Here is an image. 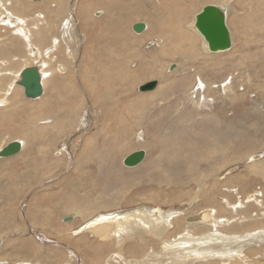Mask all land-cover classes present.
<instances>
[{"label":"rangeland","instance_id":"rangeland-1","mask_svg":"<svg viewBox=\"0 0 264 264\" xmlns=\"http://www.w3.org/2000/svg\"><path fill=\"white\" fill-rule=\"evenodd\" d=\"M221 1L0 0V150L24 144L0 159V264H264V240H228L264 229V167L248 169L264 161V0L225 3L234 47L209 56L187 26ZM39 63L30 100L18 73Z\"/></svg>","mask_w":264,"mask_h":264},{"label":"bare ground","instance_id":"bare-ground-1","mask_svg":"<svg viewBox=\"0 0 264 264\" xmlns=\"http://www.w3.org/2000/svg\"><path fill=\"white\" fill-rule=\"evenodd\" d=\"M35 1H37V0H35ZM38 1H41V0H38ZM229 2H231V0H222L221 2H220V4H208V5H205V6H203L202 8H201V10L196 14V15H194V19H193V21L191 22V23H189L188 24V26H187V28L188 29H190V27L197 33H194V32H192V30H191V32L193 33V34H195L196 36H198L199 37V39L201 40V43H202V48L204 49V51L206 52V54L207 55H211V54H225V53H228V52H230V50L231 49H233L232 47H234V42H233V35H232V32H231V30H229V35H228V37H229V43H230V47L228 48V50H219V51H217V52H212L211 50H210V47H209V43L206 41V38H205V36L200 32V30H199V28H197V17H198V15L203 11V9L205 8V7H212L213 9H214V12H215V14L218 16V19L220 20V21H222V22H224V23H226L227 24V18H228V13H227V11H225V9H224V7L226 6V4L225 3H229ZM0 19H2L1 17H0ZM1 22L2 23H6V24H8L7 26L9 27V29H14V21H13V19H10L9 21H5V20H1ZM137 24H139V23H137ZM137 24H135V25H133L132 26V30L134 31V26H136ZM141 24V23H140ZM142 24H144V23H142ZM145 26V29L147 28V26H146V24L144 25ZM227 26H228V24H227ZM0 27L2 28V26L0 25ZM173 28V27H172ZM144 31V30H143ZM136 34H141L142 32H140V33H137L136 31H134ZM156 33H158V34H156ZM163 33V29L162 28H160V25H154L153 27H152V34H156V35H159V34H162ZM38 35H40V34H38ZM148 37H150V36H148ZM155 37V36H154ZM115 40H112L111 41V43H110V47H111V55L112 54H114V53H116V52H118V50H123L127 45L126 44H121V41H123L122 39H121V36H117V37H115L114 38ZM149 39V38H148ZM153 39V38H152ZM142 42V41H144L143 39H141V40H139V42ZM131 45V44H130ZM33 47H35V48H33L32 49V52L30 53L31 54V56L32 57H34V58H36V57H41V53H40V51L36 48V46H33ZM160 49V48H159ZM180 49L181 48H179V47H176V46H174L172 49H170V50H168V51H166L165 50V48L162 50V51H160L161 52V57H164V58H166V60L167 61H170V62H172V61H174V59L176 58V55H177V53H178V51H180ZM195 51V47H193V46H188L184 51H183V55H185V56H190L193 52ZM157 52H159V51H157ZM122 56V55H121ZM114 58H116V57H114ZM35 62H37L36 61V59L34 60ZM41 62V61H40ZM45 64L44 63H39V64H36V65H34V66H31V67H37L38 69H39V71L41 72V74L43 73L44 74V66ZM28 68H30V67H25V68H23L19 73H18V76H19V79L20 80H18V83H20L21 82V80H22V78L20 77V73H22L24 70H26V69H28ZM43 74H42V85H43V87H44V83H43V80H44V76H43ZM17 76V77H18ZM124 77V76H123ZM146 84V83H145ZM19 85V84H18ZM128 85V84H127ZM143 85V84H142ZM159 86V85H158ZM22 88H23V91L25 92V88L23 87V86H21ZM126 88V87H125ZM164 89V86H160V89L156 92V93H154V95L152 96V97H155V96H157L158 94H160V90L162 91ZM163 92V91H162ZM7 93V92H6ZM44 95V94H43ZM6 96L7 97H9V95H7L6 94ZM12 97V96H11ZM26 97V96H25ZM41 98V97H40ZM15 99V98H14ZM39 99V98H38ZM142 101H146V99L145 98H140ZM12 101H13V99H11ZM30 100H32V99H30ZM11 102V101H10ZM104 103V105H107V102H103ZM3 104H4V107H8V108H6L5 110H4V112H2V114L4 113V115H7L9 112H10V110L11 111H13V110H16L15 108H16V106H10L9 105V99L7 100V99H5V101L3 102ZM26 106H30V105H26ZM3 107V106H2ZM11 107V108H10ZM0 108H1V106H0ZM133 113V112H132ZM10 115V114H9ZM8 116V115H7ZM19 143H21V145H22V150H23V148H24V144L22 143V142H19ZM8 145V144H7ZM6 145V146H7ZM5 146V147H6ZM5 147H3V148H5ZM2 148V149H3ZM2 149L0 150V152L2 151ZM22 150H21V152H22ZM20 152V153H21ZM18 155V154H17ZM16 156V155H15ZM253 157V158H252ZM251 158V160L253 161V162H256L257 164H254L253 165V163H252V165L251 166H249V171L252 173L253 171H255V170H258L260 167H264V161H262V162H260V161H258V159L255 157V156H252ZM125 160V159H124ZM145 162V161H144ZM123 164H124V161H123ZM255 177L256 178H260V179H262V180H264V171H262V172H257L256 173V175H255ZM199 195V194H198ZM200 196V195H199ZM249 199L250 200H252V199H254V195H251L250 197H249ZM209 216L208 215H203V220L204 219H206V218H208ZM200 219V218H199ZM149 219H145V222H147ZM167 221V218L166 217H161V216H158L156 219H152V221H151V223H150V227H153L154 229H153V231H152V233H154V234H156L157 236H162V234L163 233H165V232H167V225H165L164 223ZM255 221V220H254ZM165 225V227L163 228V226ZM264 225V222H261L260 224H259V226H263ZM107 226H109V225H107ZM258 226V225H257ZM109 228L110 227H100V226H95L93 229H92V227L90 228V230L92 231V230H94L93 232H97V233H99V238H100V240L101 241H103V242H107L108 240H110V234H109ZM249 230V229H248ZM248 230H246V231H248ZM250 231V230H249ZM111 233V232H110ZM253 234H247V235H245V236H234V237H230L228 240H233L234 241V243L235 244H237L238 245V247L239 248H241V249H243L246 245H249V244H258L261 240L263 241L264 240V229L263 230H260V231H256V232H252ZM139 236H140V233H137ZM208 234V233H207ZM211 237H214V238H216V235L214 234H211ZM207 238V237H206ZM108 239V240H107ZM159 239V238H158ZM118 240V239H117ZM167 241V240H166ZM218 241V240H217ZM261 241V242H262ZM206 242L208 243V241L206 240ZM219 242V241H218ZM216 244H217V242H216ZM215 244V245H216ZM263 244V243H262ZM219 245V244H218ZM222 245V244H221ZM217 246V245H216ZM263 246V245H262ZM181 247H183V246H181ZM218 247V246H217ZM216 248V247H215ZM122 251V250H121ZM215 252V251H214ZM220 252V251H219ZM178 253L179 254H184V251H181V250H179L178 251ZM217 253H218V251H217ZM256 253V252H255ZM216 254V253H215ZM238 254H240V253H238ZM241 255V254H240ZM122 256V255H121ZM96 258V257H95ZM206 258V257H205ZM180 264H182V263H180Z\"/></svg>","mask_w":264,"mask_h":264},{"label":"water","instance_id":"water-1","mask_svg":"<svg viewBox=\"0 0 264 264\" xmlns=\"http://www.w3.org/2000/svg\"><path fill=\"white\" fill-rule=\"evenodd\" d=\"M38 1V0H37ZM145 24H137L134 26V31L137 33L145 30ZM197 28L205 36L209 43L210 50L217 52L219 50H228L229 43V28L226 23L220 21L212 7H205L197 17ZM22 78L18 83L25 88V96L28 99L36 100L43 96L44 87L42 85V74L37 67H30L20 73ZM157 81L148 82L140 86V91L147 92L156 89ZM22 150V145L19 142H11L0 152L1 158H9L19 154ZM146 158L145 151H138L128 155L124 160V166L128 168L140 165Z\"/></svg>","mask_w":264,"mask_h":264},{"label":"crops","instance_id":"crops-1","mask_svg":"<svg viewBox=\"0 0 264 264\" xmlns=\"http://www.w3.org/2000/svg\"><path fill=\"white\" fill-rule=\"evenodd\" d=\"M5 147V146H4Z\"/></svg>","mask_w":264,"mask_h":264}]
</instances>
